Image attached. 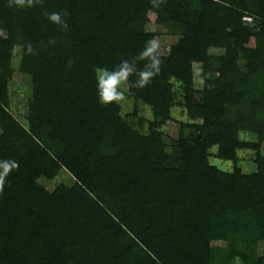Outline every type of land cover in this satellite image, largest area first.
<instances>
[{
	"label": "trees",
	"instance_id": "trees-1",
	"mask_svg": "<svg viewBox=\"0 0 264 264\" xmlns=\"http://www.w3.org/2000/svg\"><path fill=\"white\" fill-rule=\"evenodd\" d=\"M150 22L176 41L138 87L140 53L162 36ZM16 46L23 119L9 91ZM122 60L130 96L153 108L149 133L117 99L99 102L96 68ZM173 78L200 122L180 123L171 156L157 127L173 120ZM0 131V264H264V0H0ZM213 146L233 161L256 148L257 171L221 170ZM61 168L74 183L49 189Z\"/></svg>",
	"mask_w": 264,
	"mask_h": 264
},
{
	"label": "rangeland",
	"instance_id": "rangeland-1",
	"mask_svg": "<svg viewBox=\"0 0 264 264\" xmlns=\"http://www.w3.org/2000/svg\"><path fill=\"white\" fill-rule=\"evenodd\" d=\"M244 20L247 24L251 26L257 27L258 22L255 21L253 16H246ZM147 30L149 31H158L161 32L162 36L159 40V47L161 45L165 46L167 49H170L171 45L176 41V36L171 35L168 29H165L161 26H158L155 23H147ZM224 49H212L213 53H221ZM21 48H15L12 66L14 69V74L12 79L10 80L9 91L11 94V110L14 114L18 115L23 119V112L25 106L28 102V98L31 95V89L28 86V82L23 80L21 73L19 72V65L21 59ZM242 64V63H241ZM203 68L201 63H194V85L197 89L196 98L198 100L202 97L201 90L204 86V77H203ZM173 89H174V104L171 108V115L173 117L172 121L168 123H163L158 126V130L163 133V139L166 144V150L168 153L173 156L175 154V146L177 144V140L180 132V123L181 122H200V120H193L184 103V90L183 84L181 81L173 78ZM121 89L123 90V95L117 99L118 103L121 106V114L122 116L134 127L142 133H149L151 130L150 124L155 120L153 108L151 105L141 101L136 100L132 96H130L128 92V79L125 80L121 85ZM194 128L188 127L185 128V133L190 134L193 133ZM1 133V131H0ZM240 138L242 140L247 141H255L256 136L248 131H242L240 133ZM210 163L217 166L221 170L232 172L236 166L241 168L243 172L250 173L255 172L258 169L257 165V149L256 148H239L237 150V159H222L217 155V146H213L210 149ZM260 152L264 155V143L261 145ZM42 182L46 184V186L53 190L58 184L66 183L71 185L74 183V177L67 171L66 168H61L58 175L53 180L42 179ZM217 244V243H216ZM262 249H260V252ZM235 264H241L240 262H236Z\"/></svg>",
	"mask_w": 264,
	"mask_h": 264
},
{
	"label": "clouds",
	"instance_id": "clouds-1",
	"mask_svg": "<svg viewBox=\"0 0 264 264\" xmlns=\"http://www.w3.org/2000/svg\"><path fill=\"white\" fill-rule=\"evenodd\" d=\"M51 19L59 20V14H53ZM159 43L156 40H149L140 53V59H147L148 64L144 70L136 72L137 79L134 86L143 87L160 72L161 61L157 54ZM96 90L100 103L107 104L123 95L120 85L134 73V65L128 60H122L115 69L97 67L96 70Z\"/></svg>",
	"mask_w": 264,
	"mask_h": 264
}]
</instances>
